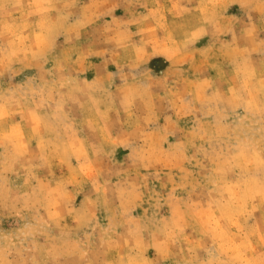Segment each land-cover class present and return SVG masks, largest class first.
I'll return each mask as SVG.
<instances>
[{
    "label": "clouds",
    "instance_id": "9594fccd",
    "mask_svg": "<svg viewBox=\"0 0 264 264\" xmlns=\"http://www.w3.org/2000/svg\"><path fill=\"white\" fill-rule=\"evenodd\" d=\"M0 264H264V0H0Z\"/></svg>",
    "mask_w": 264,
    "mask_h": 264
},
{
    "label": "rangeland",
    "instance_id": "374dc122",
    "mask_svg": "<svg viewBox=\"0 0 264 264\" xmlns=\"http://www.w3.org/2000/svg\"><path fill=\"white\" fill-rule=\"evenodd\" d=\"M118 14H122V13L118 12ZM121 155H123V153H121Z\"/></svg>",
    "mask_w": 264,
    "mask_h": 264
}]
</instances>
